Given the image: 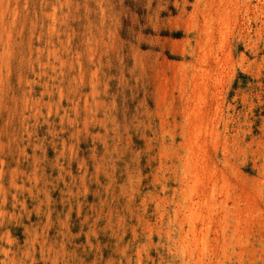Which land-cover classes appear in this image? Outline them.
<instances>
[{
	"label": "rangeland",
	"instance_id": "obj_1",
	"mask_svg": "<svg viewBox=\"0 0 264 264\" xmlns=\"http://www.w3.org/2000/svg\"><path fill=\"white\" fill-rule=\"evenodd\" d=\"M0 264H264V0H0Z\"/></svg>",
	"mask_w": 264,
	"mask_h": 264
},
{
	"label": "bare ground",
	"instance_id": "obj_2",
	"mask_svg": "<svg viewBox=\"0 0 264 264\" xmlns=\"http://www.w3.org/2000/svg\"><path fill=\"white\" fill-rule=\"evenodd\" d=\"M195 121V120H194ZM197 144V143H196ZM191 224V223H190ZM192 227V226H191ZM195 243V242H194ZM191 262V261H190Z\"/></svg>",
	"mask_w": 264,
	"mask_h": 264
}]
</instances>
